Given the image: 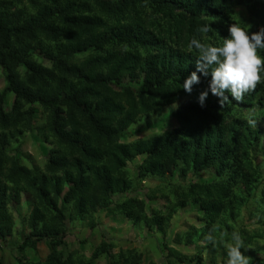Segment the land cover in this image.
<instances>
[{
    "label": "trees",
    "instance_id": "1",
    "mask_svg": "<svg viewBox=\"0 0 264 264\" xmlns=\"http://www.w3.org/2000/svg\"><path fill=\"white\" fill-rule=\"evenodd\" d=\"M62 1L58 6L56 0H28L32 8L15 15L13 22L3 24L0 16V70L8 85L6 91L0 92V116L5 119L7 111L13 114L17 111L23 117L26 106L34 115L35 106L45 107L56 140L68 148L75 147L78 152L68 163L63 178L56 175L62 173L63 162L50 161L48 172L55 174L50 180V193L57 198L65 187L66 200L73 201V214L77 212L80 218L87 210L100 205L91 198L94 195L101 201L110 200L111 213H125L130 210L128 201L118 204L110 195L117 189L121 192L129 189L130 184H123L127 183L123 180L124 171L129 162L144 156L138 166L141 181L166 174L173 176L182 165L195 173L210 172L215 176L212 183L171 190L167 208L156 211L151 219L143 216L151 226L160 230L169 228L177 208L187 207L191 202L199 204L208 231L214 230L213 226L223 216L232 219L234 210L245 211L251 205L256 209L252 217H264V172L260 170V165H264L261 160L264 125L251 115L253 109L264 111V83L240 101L225 93L228 99L222 106L220 98L209 89L210 75L197 72L200 82L192 86L191 93L182 88L185 78L197 71L198 52L189 47L191 38L195 36L202 43L221 45L229 36L228 27L232 23L243 28V12L264 24V0ZM205 25H210L212 31L198 33L197 29ZM92 33L97 35L83 41ZM106 46H117L120 51L107 59L94 55L82 66L67 62L68 56L97 54ZM259 55L264 56L263 49ZM124 77L127 81L140 82L138 90L130 86L122 89L127 107L117 109L109 98L96 106L88 105L89 98L98 96L94 88L119 87L115 81ZM205 91L208 94L201 106L199 97ZM149 93L155 106L147 100ZM185 96L192 97V101L184 108L186 114L176 128L132 144L113 142L138 116L154 109L159 112ZM65 104L81 113L91 127L90 135L77 136L64 131L61 107ZM246 112H250L249 119L244 118ZM92 141L97 148L90 147ZM4 156L0 155V220L7 215L8 204L21 193H34L36 203L30 224L42 223V228L50 233H63V210L58 204L52 205L44 190L48 180L31 178V174L36 176L40 172L24 168L19 161L11 162L8 167ZM91 189L92 194L85 193ZM135 209L143 215L142 203L134 202L131 211ZM127 215L132 217L130 211ZM200 233L201 237L207 234ZM198 234L184 235L185 242L193 245L201 239ZM240 236L245 237L247 247L254 241H250L252 234L248 231H242ZM61 241L52 239V248L57 250ZM166 250L174 257L185 258L167 245L162 252ZM241 251L250 257V264H264L257 258L258 251ZM109 255V264H142L143 259L136 251L120 250ZM0 264H3L1 260ZM17 264L91 262L70 253L65 258L54 256L52 261L23 259Z\"/></svg>",
    "mask_w": 264,
    "mask_h": 264
},
{
    "label": "rangeland",
    "instance_id": "2",
    "mask_svg": "<svg viewBox=\"0 0 264 264\" xmlns=\"http://www.w3.org/2000/svg\"><path fill=\"white\" fill-rule=\"evenodd\" d=\"M62 4V0H56V5L61 6ZM28 8H32L28 0H0L2 23L13 22L16 19L15 15H22ZM241 19L245 30L249 29L255 32L264 27V24H260L259 20L253 18L248 12H243ZM94 33L86 36L83 41L97 35ZM17 47L23 48L24 46L17 45ZM119 51L120 48L117 46H106L97 54L68 56L67 62L69 65L82 66L88 63L94 55L107 59ZM57 72L60 73L58 70ZM115 82L119 87L115 86L110 90L94 88L93 90L97 92L98 96L89 98L88 105L96 106L104 98H109L112 99L111 103H114L113 107L117 109L127 107V102L121 95L123 94L122 89L130 86L138 90L140 82L127 81L125 77ZM7 88L5 76L0 70V92L6 91ZM11 99L10 96L9 104L12 102ZM147 100L153 106L156 105L151 93L147 95ZM191 101L192 97L185 96L176 104L165 107L159 112L154 109L147 114L138 116L120 134L121 136L113 138V142L132 144L135 141L161 135L169 129L176 128L180 125L181 118L186 114L184 108ZM61 110V124L65 132L77 136L90 135L91 127L81 117L79 111L70 104L63 105ZM23 112V117L17 111L14 114L12 111H7L5 119L0 116V155H5L4 162H7L8 167L11 162L19 161L24 168L39 171L40 174L36 176L31 174V178L41 179L44 177L48 180L47 188H44L45 193L49 196L52 205L58 204V207L63 210L65 219L62 223L63 233L59 231L50 233L42 228V223L31 225L30 214L34 209L36 196L34 193H21L18 199L8 204L7 215L5 214L0 220V260L3 264H17L23 259L29 262H45L47 259L52 261L54 256L65 258L70 253L84 257L91 264H109L110 252L116 254L120 250L138 252L143 256L142 264H225L224 258L227 256L225 244L231 242L233 232L241 234L242 231L250 232L252 236L249 239L254 241L247 247L248 243L246 245L244 242L245 237H241L243 241L241 250L258 251L257 258L264 261V217L260 219L252 217V212L256 211L253 205L245 211L234 210L236 214L232 219L223 216L213 226L215 229L212 228L209 231L206 223L202 220L203 213L200 206L195 202L189 203L187 207L177 208L170 221V227L167 229H157L144 219V215L151 219L155 216L156 211L167 208L171 201V190L174 188L187 189L191 184L215 181V176L212 173H195L186 165H182L173 176L166 174L141 181L138 179V166L145 157L140 156L129 162L124 171L123 180L127 183L123 184H130L127 185L129 189L126 192L117 189L110 195L111 200L115 203L123 204L128 201L130 210L125 213H111L110 200L101 201L98 196L94 195L91 198H95L100 205L84 212L82 218L77 212L73 214V201L66 200L65 187L62 188L57 198L53 193H50L49 189L52 187L50 180L55 174H49L47 166L50 161L60 162V164L63 162V165L59 164L62 173H56L63 178L64 173L68 171V163L77 157L78 152L75 147L68 148L56 140L57 138L51 132L50 120L45 107L35 106L34 115L29 113L27 106L24 107ZM251 115L256 117L257 122L264 125V111L253 109ZM244 118L249 119L250 112H246ZM261 145L264 147V137ZM90 147L95 149L97 145L92 141ZM98 147L102 150L107 149L106 146ZM263 156L261 157L262 161H264ZM260 170L264 172V165H260ZM85 193L92 194L93 189ZM134 202L143 204V215L137 213V209L131 211ZM129 211L132 217L127 215ZM7 223L10 224L2 228ZM199 231L207 232V234L201 237V233L198 234ZM194 232L201 239L193 245H189L185 242L184 235H192ZM209 236L214 237L215 243L208 239ZM55 238L60 241L62 239L57 250L52 248V239L54 242ZM166 245L183 254L185 258L174 257L167 250L162 252Z\"/></svg>",
    "mask_w": 264,
    "mask_h": 264
},
{
    "label": "clouds",
    "instance_id": "3",
    "mask_svg": "<svg viewBox=\"0 0 264 264\" xmlns=\"http://www.w3.org/2000/svg\"><path fill=\"white\" fill-rule=\"evenodd\" d=\"M210 31V25L197 29L198 33ZM228 33L229 36L218 46L202 43L195 36L191 38L189 47L198 52L197 71L186 77L182 86L187 93H191L192 86L200 82L197 72L204 76L210 75L209 89L220 98L221 106L228 99L225 93H230L232 99L240 101L245 94L255 91L258 85L264 83V56L259 55V50L264 49V27L248 32L239 24L232 23L228 27ZM207 94V91L200 94L201 106H204ZM208 239L215 243L214 237L209 236ZM242 247L240 234L233 232L231 242L225 244V264H250V257L241 251Z\"/></svg>",
    "mask_w": 264,
    "mask_h": 264
}]
</instances>
